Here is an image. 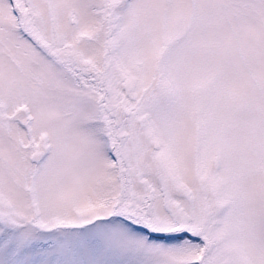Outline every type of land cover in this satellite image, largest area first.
Instances as JSON below:
<instances>
[{"label":"snow or ice","instance_id":"6c2138e0","mask_svg":"<svg viewBox=\"0 0 264 264\" xmlns=\"http://www.w3.org/2000/svg\"><path fill=\"white\" fill-rule=\"evenodd\" d=\"M0 264H264V0H0Z\"/></svg>","mask_w":264,"mask_h":264}]
</instances>
